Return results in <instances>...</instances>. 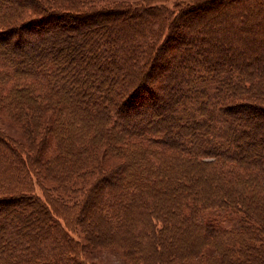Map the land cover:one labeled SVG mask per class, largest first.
Masks as SVG:
<instances>
[{"label":"trees","instance_id":"1","mask_svg":"<svg viewBox=\"0 0 264 264\" xmlns=\"http://www.w3.org/2000/svg\"><path fill=\"white\" fill-rule=\"evenodd\" d=\"M169 1L0 0V114L24 134L0 163L25 176L0 188V264H264V54L208 36L232 3L264 40V0Z\"/></svg>","mask_w":264,"mask_h":264},{"label":"rangeland","instance_id":"2","mask_svg":"<svg viewBox=\"0 0 264 264\" xmlns=\"http://www.w3.org/2000/svg\"><path fill=\"white\" fill-rule=\"evenodd\" d=\"M24 1L25 0H16V2H18V7H19V5L22 6ZM144 1L145 0H103L101 5H98V6H107V4H113V2L116 4L120 3L121 6L126 5V4H128L130 6H132V5L134 6L135 4L141 5L142 2H144ZM226 1L228 2V0H222V4H224L223 2H226ZM244 1L245 0H243L242 2H244ZM174 5H175V1H173V0H171L167 3L168 8L174 7ZM222 9L223 10L221 11V13H227L228 11L231 10V11L235 12L237 17L234 19H230L231 23L224 22V23H221L219 26L211 25V27H209L210 30L208 32V36L212 33V35L214 34V36L217 38V36H220L223 34L222 31L225 32V34H228V33L233 34V36L229 40H221L222 41L221 43L217 42V43H213V45H209L211 47V49L213 50V53H215L217 55H221L223 53V50L225 49V46H226V47H228V51L231 53V55H233V57H235L237 55V53H240V51H242L243 56L244 55H251V53H252L251 50L259 51L260 53L264 54V40L261 37L262 34L261 35L258 34V31H257L258 28L256 26L237 27L235 25L236 23L238 25L240 24L241 20L238 19V17L240 16L239 14L245 13V9L241 8L238 5L232 4V3H229L227 5H223ZM248 10H250V9H248ZM97 12H98V10H96V12H94V13H97ZM27 14H28V12L21 10L20 8H16L14 14L11 15L8 19H18L19 20L20 19L19 17H21L19 15L26 16ZM70 16H72L70 18L75 17V15H70ZM95 16H98V15L94 14V16H93L94 19H95ZM211 17H213V19L219 21L217 15L211 16ZM248 17H249L248 20H251L252 22H254V21L258 22L259 21V24H263L261 22H264L263 12L260 13L259 15L251 13V16H248ZM213 19L208 21V25L211 24ZM58 20H59V23H57L58 21H55V20L48 21L49 23L47 26H43L41 31H39L40 30L39 29V30H35V32L41 35V34H43L45 27H46V29L51 28V32H47V34L43 37L46 38L49 36H54V34L57 33V31L53 28H55L56 25H60L61 22L65 23V24L68 22L67 21L68 19H64V18H58ZM125 20H129V18L125 17V18L119 20V22L117 23L116 26L123 23V21H125ZM95 23H98V21H96V19H95ZM69 25L76 26V21L73 20V22H71ZM239 29H241V30H239ZM259 29H261V28L259 27ZM32 31H34L33 28H32ZM66 32L67 33L73 32V33H71L73 36H78V35H80L81 30L77 29V31H76L75 29H73V31L70 30V31H66ZM124 32L122 33V35H124ZM13 33H14V31H13ZM14 35H15V33H14ZM12 36L13 35L11 34L9 41H11L13 39L16 40V38H18V36H16V35H15L16 36L15 38H12ZM223 36H225V35H223ZM209 39H210V36H209ZM34 43H36L35 38H32L31 44L33 45ZM260 53H259V55H260ZM253 60L254 59L251 58L250 62H253ZM168 78H169V75H168ZM166 80L168 82L167 75L164 74V75H162L161 79H159V82L165 83ZM185 94H186V92H185ZM153 118L155 119L156 116H154ZM164 122H166V120ZM11 123L12 122L6 116H4L3 114H0V135L1 136L3 135L2 136L3 138L6 137L5 139L7 140V142H9L8 138H12L13 140H16V142H21V140H24V139H22L24 137L23 132L21 131V129L17 125H14V123L13 124H11ZM170 131L171 130L169 129V132ZM170 133H172V131ZM165 134L167 135V133H165ZM245 139H247L248 142H251V140H252L251 136H248ZM229 145L230 144H228V146ZM258 147H260V146H257V148ZM262 147H264V145H261V148ZM5 148L6 147L2 144L1 145V151L3 152V157H1L2 161L0 163V173H3L4 175L0 181V188L7 190L12 185H14L18 180H21L20 178H23V177L25 178V176L22 173V171H24V170L16 171V169L12 165L13 161L11 162L12 157H11L10 153L6 152ZM4 168L7 169V172H6V169H4ZM31 189L35 193H37L38 195H40V196L42 195L41 190L38 186H36V185L32 186ZM0 193H2V192H0ZM80 196L81 195H79L78 198H80ZM18 204L20 206V205L24 204V202L18 203ZM58 212L60 214V212L63 213L64 210L59 209ZM254 235H255V238L260 239V241L262 243L260 245V249L262 248V250L264 251V229H262L260 232L255 231L251 234V236H254ZM84 259H85V261H84L85 264H131L129 261L124 259L121 256V254L119 255L118 253H115L111 249L89 250L86 253V257Z\"/></svg>","mask_w":264,"mask_h":264}]
</instances>
